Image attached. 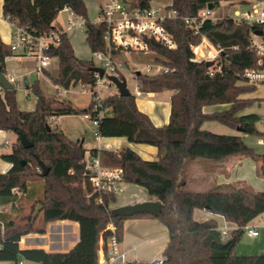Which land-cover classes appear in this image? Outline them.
Instances as JSON below:
<instances>
[{
	"label": "trees",
	"instance_id": "obj_1",
	"mask_svg": "<svg viewBox=\"0 0 264 264\" xmlns=\"http://www.w3.org/2000/svg\"><path fill=\"white\" fill-rule=\"evenodd\" d=\"M153 0H137L144 8ZM223 0H171L170 9H175L181 18L194 17L210 4L220 5ZM86 20V42L93 54L108 52L104 40L106 26L95 25L88 19L84 0H4V16L9 23L26 28L37 35L58 30L55 23L66 7ZM176 41V48L165 47L149 40V52L157 55V63L169 70L154 75L138 77L139 90L148 94L155 87L174 91L171 100V115L167 125L157 127L150 117L139 110L136 96L115 95L103 99L104 117L100 124L103 138L116 133L113 122L118 121L133 129L127 134L133 144H145L157 149L156 160H146L131 148L120 151L92 149L91 157H98L103 166L122 170L124 180L146 190L149 199L163 204L161 213L155 217L140 214L134 217H114L112 210L116 198H106V206L97 205L88 198L92 191L86 173L87 149L80 141L70 140L66 134L52 124L61 116L87 114L90 106L80 111L70 103L45 96L38 83L32 86L37 96L34 110L18 107L16 89L0 91V131H11L18 141L11 154L2 159L12 164L0 173V263L18 264L24 259L33 264H99V251L112 232L107 229L110 222L116 226L120 242L123 241L124 222L138 217L155 218L168 229L169 241L163 254V264H264V254L240 255L237 253L244 226L264 214V191L246 187L220 184L204 192L185 191L181 188L182 174L187 163L196 160L223 162L234 158H253L258 163L259 173L264 177V154H258L244 141L246 135L264 136L256 128L257 114L243 115L241 112L251 105L253 98H242L251 94L257 86L250 85L243 73L251 68L264 69V58L250 48L252 31L257 26L236 22L231 17L205 21L196 33L180 18L167 19L164 23ZM206 38L211 45L222 50L214 67L221 66L213 76L208 74L205 62H194L192 47ZM237 46L238 49H233ZM59 60L53 84L64 90L77 86L93 88L96 84L94 61L80 59L67 33L61 35V43L49 52ZM115 54H119L115 52ZM14 57L10 44L0 36V69L7 74L6 59ZM262 64L259 65V61ZM228 105L227 109L205 113L204 107ZM205 122L221 123L239 131L236 135L217 134L203 127ZM50 126L51 130L48 129ZM111 131V133H110ZM25 135L33 144L26 149L20 136ZM40 162L50 168L42 176ZM43 181V205L41 227L35 225L36 218H29L25 225L7 221L3 208L15 206L19 194H27L29 182ZM208 211L223 217L234 225L227 237L219 230L216 219L198 222L195 211ZM57 221L79 224V240L68 252H47L43 249H21L20 242L30 234L46 235L48 225ZM126 264H145L128 261Z\"/></svg>",
	"mask_w": 264,
	"mask_h": 264
},
{
	"label": "rangeland",
	"instance_id": "obj_2",
	"mask_svg": "<svg viewBox=\"0 0 264 264\" xmlns=\"http://www.w3.org/2000/svg\"><path fill=\"white\" fill-rule=\"evenodd\" d=\"M249 0H223L220 5L216 6V8L212 11L211 17L217 19H223L227 17L233 18L236 11L243 12L250 3ZM87 7L88 19L90 22H96L99 18H101V2L100 0H84ZM171 0H153L152 5L154 7L165 8L169 6ZM68 15L65 13H60L57 17V21L67 27ZM69 39L73 48L75 49L76 55L86 61H94L96 67H101L102 62L97 59V57L91 52L89 46L86 42V27L72 29L69 31ZM202 49V48H201ZM201 49L199 50L201 52ZM157 55L152 52H135L128 51L122 52L118 59L124 63L126 67V71L123 75V78L127 81V89L132 95L137 96V92L139 90L138 86V77L136 76L137 72H140L142 75H154L159 73L160 66H164L161 63H157L156 61ZM9 72L15 73L17 79L19 80V85L15 86L16 89V99L18 103V107L21 110L32 111L35 109L37 104V96L35 93L28 88H31L36 83L40 86V89L47 97L54 98L61 102L70 103L75 109L84 111L86 110L91 102L90 89H84L81 86H77L72 88L70 91L63 92L58 91L56 86L51 81L50 77H46L44 74H37L34 72L35 62L29 59H21L19 57H12L8 60L7 63ZM59 70V60L54 58L52 61V66L50 70H48V74L50 76L56 77L58 75ZM153 91L156 93L155 96L151 97L145 93L142 96H137L136 102L139 108H144L146 105L155 104L157 109V113H159V109H162L165 105H167V99L170 98V92L167 90H162L159 87H155ZM60 92V94H59ZM115 95H119V91L115 84H107L101 89V97L106 99L108 97H112ZM242 98H253L251 105L245 108L241 114L249 115L251 113L257 114L259 116V120L256 123V128L261 133L264 134V86L258 85L257 89L251 94L243 95ZM205 125H210L209 127L214 133L217 134H227V135H236L239 134V131L232 130L221 123L216 122H208ZM54 128H58L63 131L66 136L72 141L85 140L84 148L87 149L86 157L91 158V150L99 149L98 144L101 143L100 148H105L113 151H120L125 147H117V146H109L106 143L109 138H100L99 140L95 138L94 133L96 132V127L93 125L91 118H87L86 114L81 113L78 115H70V116H61L59 117L57 123H55ZM6 135V138L1 141L0 139V158L3 155L11 154L13 151L14 145L18 141V135L11 131H1ZM111 133V131H110ZM264 136H260L258 134L246 135L244 137L245 143L248 147H251L258 154H264V146L260 145L259 140ZM5 141H8L9 144L4 146ZM100 141V142H99ZM123 141L127 144H131L128 142L126 138ZM132 146V147H131ZM130 148L140 154L143 158L148 156H153L154 153L150 151L153 150L152 146L145 144H131ZM145 159V158H144ZM238 159V160H236ZM236 160L235 163H231L230 161ZM204 162V160H203ZM5 162L0 163V173H2V169ZM211 163V162H209ZM258 163L250 157L245 158H234L228 159L227 163L221 172V176L216 179L214 177L216 183L218 185L221 184H229L234 186L246 187L249 189H254L257 191H264V179L259 173ZM191 172V167L187 174ZM186 175V174H185ZM195 178V177H194ZM185 179V178H184ZM191 180V179H190ZM193 181V182H192ZM192 184L187 187L181 185V188L185 191H195V192H204L215 185L211 184V182L201 180L200 178L192 180ZM43 181L41 179H34L29 182V191L27 194H19L16 205H8L3 208V213L7 216V221H14L17 225H25L29 222V218H36L35 225L41 227L43 224L42 221V212L43 205L39 204V201L43 197ZM263 189V190H261ZM130 194H137L139 197L145 198L148 196L146 190L139 186H130L126 193L119 197V203L123 202L126 196ZM39 206H42L40 211L36 214ZM195 219L198 222H205V218L201 214L199 210L196 211ZM223 225V224H222ZM228 227L229 224H227ZM258 226L260 229V236L251 238L246 233L241 238L239 243L238 253L240 255H259L264 254V214L257 217L252 226ZM56 223H51L48 225L47 231L50 234L56 232ZM25 238V237H24ZM166 246L164 242H157L154 245L146 246L142 248V251L148 252H157L158 260H160L163 254V250ZM130 260V257H128ZM0 264H8L6 262H2Z\"/></svg>",
	"mask_w": 264,
	"mask_h": 264
},
{
	"label": "built area",
	"instance_id": "obj_3",
	"mask_svg": "<svg viewBox=\"0 0 264 264\" xmlns=\"http://www.w3.org/2000/svg\"><path fill=\"white\" fill-rule=\"evenodd\" d=\"M101 2V18L93 22L95 25L104 24L106 31L104 33V40L107 43L108 52H97L94 55L102 62L100 68L104 69V75L100 76L96 73V84L90 89L91 102L90 112L86 114L87 118H91L93 125L96 127L94 133L96 139L103 138L100 131V124L104 117L103 98L101 97V89L107 84H113L109 77L116 76L119 79L123 78L126 71L124 63H122L118 56L122 52H149L148 41L154 40L165 47L176 48V41L174 37L168 32L164 23L167 19L180 18L185 21L186 25L196 33L200 30L201 25L207 20L214 22L219 19L211 17L212 10L208 7L202 9L197 16L181 18L175 9H170L169 6L159 8L150 6L142 7L137 0H100ZM68 15L67 27L60 25L58 30L51 31L44 35H37L26 28L12 25V39L10 42L11 50L15 57L21 59H29L35 62L34 72L43 74L50 68L52 57L49 52L58 47L61 43V35L71 31L74 28H82L86 25V20L77 15L70 7L66 6L60 13ZM9 21V18H6ZM222 19V18H221ZM236 22H243L252 26H257L255 31H252L250 39V48L257 52V54L264 58V34L258 35L257 31L264 32V0H256V2L249 7V9L240 12L236 11L233 18ZM58 24V22H55ZM202 48V49H201ZM201 49V52L199 51ZM233 49H238L234 46ZM194 50V62L200 63L216 60L222 50L214 48L211 43L203 38L198 46L192 47ZM118 52L119 54H115ZM262 60L259 61V65ZM209 68L208 74L213 76L221 66ZM169 69L165 66H160V71L165 72ZM6 78L14 85H19L15 73L7 72ZM244 79L251 85L264 86V69L251 68L243 73ZM82 87V86H81ZM84 89H87L83 87ZM32 91V88L29 89ZM64 92L68 90L62 89ZM0 91H4L0 85ZM143 93L138 90L137 96H142ZM136 96V97H137ZM100 142V141H99ZM260 145L264 146V139L259 140ZM9 142L5 141L4 146ZM2 146V145H0ZM99 148L102 146L98 144ZM2 157L0 158L1 161ZM86 173L89 175L92 191L87 195L89 199H93L97 205L105 206L107 211L111 208L106 206V198L118 199L126 192L127 182L124 180L122 170L112 167L103 166L98 157H91L87 159ZM264 179V177H262ZM107 229L112 232L111 236L104 243H101L99 251V264H126L128 262L127 255L122 251L121 242L116 233V226L110 222ZM245 233L251 237L260 236V229L258 226L246 225L243 227ZM224 237H227L232 229L228 227L227 223L219 227ZM0 231H4V224L0 221ZM1 247V245H0ZM163 260L157 264H162ZM18 264H33L24 259H21Z\"/></svg>",
	"mask_w": 264,
	"mask_h": 264
},
{
	"label": "crops",
	"instance_id": "obj_4",
	"mask_svg": "<svg viewBox=\"0 0 264 264\" xmlns=\"http://www.w3.org/2000/svg\"><path fill=\"white\" fill-rule=\"evenodd\" d=\"M248 2L250 4L246 6V9H249V7H251L256 2V0H249ZM3 3H4V0H0V36L6 44H10L11 39H12L13 28H12V25L9 23V21L4 16ZM170 5L171 3L169 4V6ZM56 22L58 21L56 20ZM58 24L60 23L58 22ZM74 29H78V28H74ZM68 35H69V32H68ZM10 58L6 59V69L8 72L9 70H8L7 63ZM51 66H52V62H51ZM50 68L47 69L43 73L48 78L49 76L47 75L48 73L47 71L50 70ZM28 89H31V88H28ZM61 89H62L61 87L57 88L58 91H60ZM169 92H170V98L167 99V102H166L167 105L166 107L164 105L162 109H159V113H157L156 111L158 110L156 105L155 104L153 105L152 103L149 105H146L143 109L138 107L140 111H142L143 113L147 114L150 117L153 124L157 127L165 126L170 121L171 107H172L171 100H172V96L175 95V92L174 91H169ZM147 95L153 97L156 95V93L151 92V93H148ZM227 108H228V105L206 106L204 107V112L212 113V112L224 110ZM58 119L53 122L52 124L53 128H54L53 125L57 123ZM206 123L208 122H205L202 128L213 132L211 128L209 127L210 125H205ZM113 129L116 133H114L111 136L106 137V138H109L108 141L106 142L108 143L107 145L112 146V147L117 146V147L130 148L131 144L133 143L131 142L128 135L129 134L131 135L134 133L133 129H131V127H129L128 125H125L118 121L113 122ZM5 138H6V135L3 133H0L1 141H3ZM124 138H126L128 142L131 144L125 143L123 141ZM78 141H80L84 147L85 140H82V141L78 140ZM99 149L107 150L105 148H99ZM150 152L154 153L153 156H148L144 158L146 160H156L157 154H158L157 149L153 147V150H151ZM203 160L189 161L187 163V167L184 173L182 174L181 185H184L187 187L188 185L192 184L193 182L192 180L198 179V178H200L201 180L205 179L206 181L211 182V184L215 186L218 185L214 177H216L217 179L221 176V172L223 171L227 163V160L220 162V163L212 162L208 160H204L203 162ZM236 160H233L230 162L235 163ZM2 162H5L4 163L5 165L3 166V169H2V173H5L11 168L12 164L1 159L0 163ZM190 167H191V172L187 174ZM130 186H136V185L127 183L126 192ZM145 201H150L149 196L142 198V197H139L137 194H130L126 196V198L121 203H119V198H118L114 207L116 208V207H122L126 205H134V204L142 203ZM196 211L194 213L195 216L197 215ZM200 212L205 218V220L216 219L219 223V227L223 226L226 222L222 216L221 217L216 216L206 210L200 211ZM253 222H251L250 225H252ZM55 223L57 224V226H56V232L54 233V237L52 236L53 234L48 233V231L46 235L30 234L26 236L25 238H23L22 241L20 242L21 249H43L47 252H68L71 248H73L77 244L79 240V228H80L79 224L76 222H71V221H57ZM226 223L229 224L230 229L235 230L236 227L234 225L228 222ZM168 241H169V233H168L167 227L162 222H160L159 220L155 218L138 217V218L127 219L124 222V234H123V241L121 242V248H122V251L126 253L127 260H128V257H130V260L128 261H136L138 263L142 262L145 264H157L159 261L163 260L162 258L158 260L159 259L158 253L157 252L152 253L148 251L143 252L142 248L146 246L154 245L157 242H164L166 243V246H167ZM165 248L163 250V254H164ZM163 254H162V257H163Z\"/></svg>",
	"mask_w": 264,
	"mask_h": 264
},
{
	"label": "water",
	"instance_id": "obj_5",
	"mask_svg": "<svg viewBox=\"0 0 264 264\" xmlns=\"http://www.w3.org/2000/svg\"><path fill=\"white\" fill-rule=\"evenodd\" d=\"M208 8L210 10H212V9H214V5L210 4L208 6ZM257 33H258V35L264 34V32H262L261 30H258ZM213 65H214V61L205 62V66H207L208 68L213 67ZM92 70L94 72L99 73L100 76L104 75V69H102L100 67H94V68H92ZM140 75H141L140 72L136 73L137 77H139ZM109 79L111 80V82L113 84L116 85V87L119 91L120 97H128L131 95V93L127 89L126 79H119L116 76H111V77H109ZM0 85L2 86L4 91H12L15 89L14 85L6 78L5 74L1 71V69H0ZM48 129L51 130L50 126H48ZM20 139H21V143L23 144V146L26 149H30L33 147V144L27 139V137L25 135H21ZM40 165H41V169H42V176L46 177L50 172V168L47 167L43 162H40ZM41 208H42V206H39V208L36 211L35 216L37 215V213L40 211ZM162 209H163L162 203H160L158 201L150 200V201H145L142 203H137L134 205H126V206H122V207H116L112 210V215L114 217L130 218V217H134V216L140 215V214H151V215L157 217L161 213Z\"/></svg>",
	"mask_w": 264,
	"mask_h": 264
}]
</instances>
